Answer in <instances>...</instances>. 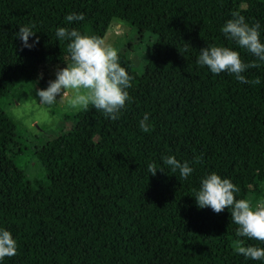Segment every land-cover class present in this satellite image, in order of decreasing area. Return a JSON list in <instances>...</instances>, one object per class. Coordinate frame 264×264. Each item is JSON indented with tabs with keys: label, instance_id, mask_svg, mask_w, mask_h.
I'll return each mask as SVG.
<instances>
[{
	"label": "trees",
	"instance_id": "1",
	"mask_svg": "<svg viewBox=\"0 0 264 264\" xmlns=\"http://www.w3.org/2000/svg\"><path fill=\"white\" fill-rule=\"evenodd\" d=\"M70 12L84 20L68 25ZM233 12L259 23L264 39V0H0V113L22 83L47 85L70 63L58 26L102 39L118 17L157 35L142 73L117 52L131 77L118 119L82 108L70 129L36 147L43 178L27 177V147L0 119V226L17 241L3 264H264L235 251L238 239L264 242L238 238L227 208L198 209L192 197L213 171L239 188L237 198L264 197V63L221 33ZM19 25L36 32L31 48L16 37ZM207 45L256 62L243 73L249 83L197 65ZM145 113L147 132L138 127ZM161 155L188 161L193 173L181 179L163 166L148 176Z\"/></svg>",
	"mask_w": 264,
	"mask_h": 264
},
{
	"label": "clouds",
	"instance_id": "2",
	"mask_svg": "<svg viewBox=\"0 0 264 264\" xmlns=\"http://www.w3.org/2000/svg\"><path fill=\"white\" fill-rule=\"evenodd\" d=\"M65 20L71 25L83 21L84 14L70 12ZM68 25L58 26L55 36L58 41L67 42L70 63L64 62L66 66H58L54 72L55 78L47 82V87L36 90L38 101H34L41 109L36 111L34 118L37 122L47 120L50 109L66 103L74 110L91 106L109 119H118L129 100L131 77L119 63L117 50L101 38L83 34ZM220 31L225 39L249 53L255 61L264 63V39L261 38L259 23L250 24L243 15L233 12L231 18L221 25ZM35 33L31 25H19L16 37L23 47L31 48L37 41L34 39L29 43V38ZM196 64L206 67L212 74H231L236 81L244 84L249 81L243 73L257 66L256 62H244L235 48L215 45L200 48ZM256 82L259 83V80ZM28 107L30 105L26 104L25 108ZM138 127L144 132L149 130L148 113L138 121ZM161 162V167L153 163L146 165L148 176H155L157 170L165 172L163 166H167L172 173H178L181 179L188 178L194 170L188 161L181 162L173 155H161ZM238 192L239 188L229 178L213 171L200 178L192 197L198 209L209 207L219 213L227 208L231 222L237 225L235 234L238 238L264 242V197L253 203L250 199L237 198ZM235 251L247 260L264 262V247L245 244L244 239H238ZM16 252L17 241L13 234L0 226V264H3L5 257H12Z\"/></svg>",
	"mask_w": 264,
	"mask_h": 264
},
{
	"label": "rangeland",
	"instance_id": "3",
	"mask_svg": "<svg viewBox=\"0 0 264 264\" xmlns=\"http://www.w3.org/2000/svg\"><path fill=\"white\" fill-rule=\"evenodd\" d=\"M102 40L112 45L117 52H124L132 61L135 70L142 73L154 49L157 35L148 29L146 22L136 20L131 23L115 17ZM46 87L47 85L26 81L1 103L5 109L0 113L2 123L10 130L17 129L19 137L27 147L21 158L24 171L30 179L43 178L45 175L43 164L34 153L36 147L56 134L70 129L74 124L71 116L82 109L74 110L66 103H62L49 110L47 120L37 122L34 117L41 106L34 101V99L38 101L35 93L37 89ZM26 104L30 107L25 108Z\"/></svg>",
	"mask_w": 264,
	"mask_h": 264
}]
</instances>
